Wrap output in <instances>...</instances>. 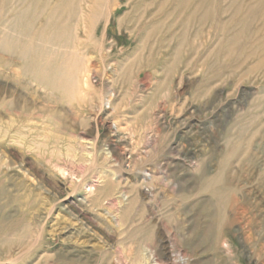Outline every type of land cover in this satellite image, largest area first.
<instances>
[{
	"label": "rangeland",
	"instance_id": "obj_1",
	"mask_svg": "<svg viewBox=\"0 0 264 264\" xmlns=\"http://www.w3.org/2000/svg\"><path fill=\"white\" fill-rule=\"evenodd\" d=\"M67 1L46 0L33 30ZM92 1L78 0L87 15L72 48L102 97L51 94L13 66L20 50L0 51L4 95L22 105L0 125V264H264V1L174 11L178 0H103L104 49L84 27ZM30 3L0 0V37ZM235 9L230 53L223 25ZM57 47L46 59L59 65Z\"/></svg>",
	"mask_w": 264,
	"mask_h": 264
},
{
	"label": "bare ground",
	"instance_id": "obj_2",
	"mask_svg": "<svg viewBox=\"0 0 264 264\" xmlns=\"http://www.w3.org/2000/svg\"><path fill=\"white\" fill-rule=\"evenodd\" d=\"M194 1L195 0H178L174 11H177L181 8H184L185 10V8H188V6L190 4H193ZM210 1L212 2V0H200V2L197 4V7L195 8L197 10L204 9L202 7ZM260 1L261 0H258L257 2L260 4ZM233 2H239V0H234ZM90 4H91V10H92L93 15L90 18L91 21L90 22L87 21L84 27H85V30L89 32V38L93 40L98 47H101L102 49H104L105 47L104 39L105 38L101 39L96 31L98 27V23H100L101 21H104V15H105L104 12H99L100 10L104 11V1L103 0H93L92 3ZM92 4H94L95 7H92ZM252 6L254 5H251L248 8L246 18H244L241 21V23L243 24L245 23L248 26L254 23V20H256L258 16V11L260 12L259 6H255L254 8ZM48 7L49 6L46 0H31V3L27 7L26 6L23 7L21 5L18 6L17 8L18 14L15 16L13 20L11 19L12 20V27L10 29L11 31H8V33L5 32L6 34L0 37V51L2 50V51H7V52L8 51L16 52L17 50H20L21 51L20 57L22 59V64H17L13 66H18L17 69L20 70V73L22 75L30 76L31 81H35L39 84V86L45 89H49L51 94L63 93V92L64 93L74 92V94H78L79 96H81V95L88 94L89 91L92 89L93 91H95L96 96L100 97L101 91L93 87L92 78H91L92 71L89 66V59L86 58V55L85 56L83 55L82 51L80 50L78 51L76 49V46L72 48V43H75L74 41H77L79 37L78 34L73 33V27L76 24L75 20L80 15L81 16L87 15L86 11H84L85 9L82 10V8L79 6L78 0H68L64 5L59 4L55 7V9L46 18L47 19L46 23L44 25L42 24L41 28H37L33 30L32 28L33 22L35 21V19H38V18L40 20V17L46 12ZM239 11H242V10L235 9V13L231 15V18L229 19V21H227L225 25H223L224 32L225 30L228 32V38L225 40V44H226L225 46L227 47L224 50L226 51L227 49V51L230 53L233 52L232 50L234 49V46H235L234 44L237 43V41H239L238 34L230 31V28H234V26L232 27L231 24H232V21L234 22V18H236V16L239 14ZM206 14L208 16H212L213 12H212V15L208 13ZM203 16H206V15H202V17ZM108 18H110V16ZM201 23H205V22L201 21ZM22 31H23V34L21 35H24V37H21L20 39V36H21L20 32ZM18 33H19V36H17ZM34 42H36L38 45L36 46ZM56 46H59V47H57L55 51V55L61 58L65 57V59H62L59 65L55 63L53 60L51 61L48 58L46 59V56L49 55L50 52H53L54 51L53 48ZM178 47L179 48L175 51V54L173 57L174 61L180 58L181 46H178ZM260 47L264 49V46H260ZM211 51L206 56L207 57L206 62L207 61L210 62L211 58L215 54V53L213 54V52ZM245 51L246 49H244V47L240 48L239 50H235V52H237L240 56L243 55ZM223 55H226V54H223ZM263 60H264V57H263ZM7 66H8L7 63L0 62V68H2L3 70L4 68L7 69ZM1 72L2 70H0V73ZM92 75H93V72H92ZM4 94H6V91H4V89L2 88V84H0V125L1 127H3L4 125L2 113L12 109L13 111L17 112V114H14V115L16 117L18 116L20 117L21 115L20 109H22L21 108L22 105H20L19 98H12L11 100H7ZM2 95L4 96L3 99H1ZM251 118L252 119H249V120L254 122L255 117H251ZM14 121L15 119H12V122ZM16 133L18 134V138H22V140L23 138H26L28 136V135H24L20 133L19 130ZM0 135H1V132H0ZM20 143L22 145L25 144L24 141H20ZM35 144L37 145L40 144L42 147L46 145L41 142L40 143L35 142L34 145ZM41 146H39V148ZM90 155L91 153L88 152L86 161L90 159L91 157ZM5 156L8 157L9 156L8 153H6ZM14 157L16 159L19 158L17 154H14ZM9 167L12 168V165L9 164ZM30 170L32 171V174H38V172L35 169V166L30 165ZM219 180H220V177H218L216 180L215 178L211 180L210 186H208V188L213 187L214 184L216 185V183ZM111 184L115 186L114 182L113 183L109 182L107 186L112 189ZM1 190L2 191L5 190L4 186L1 187ZM223 192H224L223 187H217L216 190H214L213 195L215 197V202L218 205L223 201V198H224ZM70 206L73 207V204H71ZM23 218L25 221H28L27 215H25ZM232 220L234 222L236 218ZM5 227H0V233L2 230L5 229Z\"/></svg>",
	"mask_w": 264,
	"mask_h": 264
}]
</instances>
